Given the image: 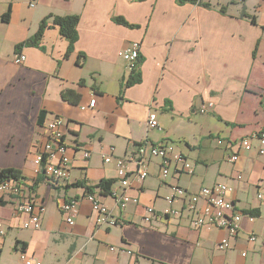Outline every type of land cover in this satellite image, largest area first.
Masks as SVG:
<instances>
[{
	"label": "crops",
	"instance_id": "crops-1",
	"mask_svg": "<svg viewBox=\"0 0 264 264\" xmlns=\"http://www.w3.org/2000/svg\"><path fill=\"white\" fill-rule=\"evenodd\" d=\"M69 15L79 20L71 52L52 24ZM45 19L41 41L23 45L25 60L15 64V47ZM131 42L141 43V51L139 81L129 85L121 51ZM66 90L76 102L62 97ZM149 113L156 114L157 129L148 128ZM56 117L65 123L68 182L52 181L34 163L45 126ZM262 126L264 0H0V170L17 171L24 186L22 197L0 196V264H24L21 253L40 264H264V198L257 197L264 156L238 144ZM142 143L172 145L192 174L163 176L159 158L150 157L147 177L138 181L134 158ZM117 158L126 159L130 183L122 190L130 198L123 208L111 191L96 187L108 180L118 186ZM217 183L232 189L242 216L231 248H217L226 230L193 229L188 212L142 222L147 207L158 214L166 209L173 187L193 195ZM87 194L107 207L116 226L96 225ZM19 200L32 202L31 214L19 212ZM70 200L79 204L74 226L61 211ZM31 215L40 218L38 229L23 228Z\"/></svg>",
	"mask_w": 264,
	"mask_h": 264
},
{
	"label": "built area",
	"instance_id": "built-area-1",
	"mask_svg": "<svg viewBox=\"0 0 264 264\" xmlns=\"http://www.w3.org/2000/svg\"><path fill=\"white\" fill-rule=\"evenodd\" d=\"M141 43L131 42L125 46L121 51V57L126 63L128 71L136 67V61L140 57ZM25 60V56L22 53H18L14 56L13 62L20 64ZM95 106V100L90 101V107ZM213 107V104L203 106L199 111L201 113L206 112L207 109ZM157 116L155 113H149L147 126L149 129H157L158 126ZM64 119L56 117L50 120L45 126V142L41 148L35 150L34 163L37 167L44 172V174L52 179V181H69V167L70 158L68 156V145L65 142L63 136ZM218 145H222L221 140H217ZM239 146L244 151L255 150L258 155L264 156V126L258 131L251 133L238 142ZM84 157L87 158L88 154L85 153ZM150 157H156L160 160V172L161 175L166 176L171 170L183 171L192 174L193 166L179 153H175L172 145L167 143L157 145H147L142 143L137 150L136 157L134 158L137 169L133 176L138 181H143L147 177V159ZM236 155L230 156L231 162L235 161ZM110 157H106L104 161L106 163L111 162ZM118 175V186L111 187V194L119 207L123 208L130 202V198L122 190H124L130 183L129 177L126 171V159H115ZM9 180L5 179L0 181V193L6 195V199L22 197L24 186L21 183V179L18 178L16 186H9ZM232 189L225 184L217 183L214 186L205 188L202 187L198 193L189 195L183 188L173 187V193L166 198L167 207L162 213L154 210L152 207L145 209V215L142 217V222L146 225H151L153 220H156L159 216L167 217H179L183 212H188L191 216L190 226L193 229L205 228H219L220 230H226L227 236L221 240L218 245V250L223 251L231 248L229 237H236L239 233V224L242 216L235 213L233 201L230 199ZM258 199L264 198V181H262L258 187L257 192ZM97 197L93 194H87L85 200L90 204L92 210L96 212V225H110L116 226L118 220L114 219L106 206L97 201ZM17 208L21 214H31L33 211L32 202L30 200H24V202H16ZM78 201L70 200L61 203V211L64 216V221L68 226H74L77 213L79 212ZM253 221V218H248ZM34 226L38 229L40 224V218L35 215L30 216V222L23 224V228ZM5 236L4 224L0 222V240ZM250 241H254L255 237H250ZM113 251V248H110ZM128 254H130L128 252ZM1 255V248H0ZM244 255V254H243ZM20 259L24 264H40L34 262V260L24 258L25 255L21 253Z\"/></svg>",
	"mask_w": 264,
	"mask_h": 264
},
{
	"label": "trees",
	"instance_id": "trees-1",
	"mask_svg": "<svg viewBox=\"0 0 264 264\" xmlns=\"http://www.w3.org/2000/svg\"><path fill=\"white\" fill-rule=\"evenodd\" d=\"M140 1V0H139ZM180 5L181 4H185V3H194L196 4L197 2H199L200 0H176ZM9 12V11H8ZM6 12L2 15V20L4 22H6L8 20V15L9 13ZM48 19V18H47ZM47 19H45L41 24H40V27L38 28V30L36 31V33L25 43H21V44H18L16 47H15V53L18 54L19 53V50L20 48L23 46V45H36L37 43H39V41H41L42 39V36H43V32L45 30V28H48V25H47ZM114 20L117 22V24H122V25H127V23L124 22L123 19L121 18H117L115 17ZM78 17L76 16H65V17H54L53 21H52V24L55 25L56 27H58V31L60 33L61 36L67 38L69 40V45H68V52L72 51L73 50V44L75 43L76 41V29H77V26H78ZM67 52V53H68ZM67 55V54H66ZM81 58V57H79ZM140 60V58L138 59V61ZM138 61H136V67L132 70L131 72V76H130V80L128 82V84L132 85L133 83L139 81V73H138V70H137V64H138ZM81 84H83V80L80 81ZM74 94L72 92H70L69 90H66L62 93V97L64 99H67L69 100V102H76L77 100L75 99H72L74 98ZM44 116H45V112H41L40 114V117H39V120L38 122L41 123V121L44 119ZM19 176L18 172L15 171V170H12V169H2L0 170V181L2 180H7V179H17ZM113 183L112 180H108V181H103L101 183H99L96 187L99 188L101 190V192H103L104 194H106L108 191H111V184ZM86 191L88 193H91V188H85ZM18 246V242L15 243V248ZM21 251H24V247L21 246Z\"/></svg>",
	"mask_w": 264,
	"mask_h": 264
},
{
	"label": "bare ground",
	"instance_id": "bare-ground-1",
	"mask_svg": "<svg viewBox=\"0 0 264 264\" xmlns=\"http://www.w3.org/2000/svg\"><path fill=\"white\" fill-rule=\"evenodd\" d=\"M17 179H10L9 180V186H16L17 185ZM5 195L4 193H0V196ZM6 196V195H5Z\"/></svg>",
	"mask_w": 264,
	"mask_h": 264
}]
</instances>
